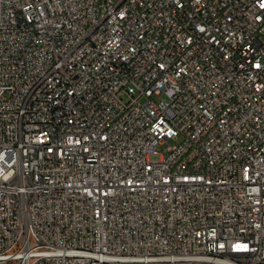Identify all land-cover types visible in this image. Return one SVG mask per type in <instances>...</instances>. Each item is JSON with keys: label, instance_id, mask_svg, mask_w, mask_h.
Here are the masks:
<instances>
[{"label": "built area", "instance_id": "1", "mask_svg": "<svg viewBox=\"0 0 264 264\" xmlns=\"http://www.w3.org/2000/svg\"><path fill=\"white\" fill-rule=\"evenodd\" d=\"M0 264H264V0H0Z\"/></svg>", "mask_w": 264, "mask_h": 264}, {"label": "rangeland", "instance_id": "2", "mask_svg": "<svg viewBox=\"0 0 264 264\" xmlns=\"http://www.w3.org/2000/svg\"><path fill=\"white\" fill-rule=\"evenodd\" d=\"M122 99L127 100L126 96H122ZM172 146L178 145V142H172L171 143Z\"/></svg>", "mask_w": 264, "mask_h": 264}]
</instances>
